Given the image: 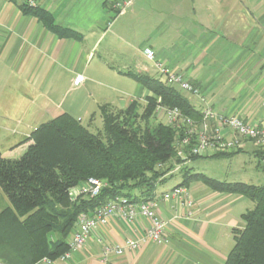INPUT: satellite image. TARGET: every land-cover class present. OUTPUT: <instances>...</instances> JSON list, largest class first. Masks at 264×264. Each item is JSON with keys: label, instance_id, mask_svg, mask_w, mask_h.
I'll use <instances>...</instances> for the list:
<instances>
[{"label": "crops", "instance_id": "obj_1", "mask_svg": "<svg viewBox=\"0 0 264 264\" xmlns=\"http://www.w3.org/2000/svg\"><path fill=\"white\" fill-rule=\"evenodd\" d=\"M37 2L71 34L62 37L17 1L0 0V147L7 154L25 150L30 143L23 142L50 116L67 113L82 123L92 107L125 109L152 96L127 75L160 80L147 50L196 85L217 113L264 126V0H136L107 32L110 0ZM79 76L83 81L76 85ZM66 91L77 93L70 109L61 97ZM184 95L195 106L197 99ZM78 110L85 113L76 115ZM241 153L263 167L262 152L251 143ZM188 190L196 203L193 217L187 218L185 209L175 217V201L160 204L158 213L168 223L165 243H145L103 263V246L140 240L150 227L146 219L134 224L114 219L71 260L53 264H224L234 230L244 227L242 215L252 210L249 199L202 182ZM1 191L0 212L11 206Z\"/></svg>", "mask_w": 264, "mask_h": 264}, {"label": "trees", "instance_id": "obj_2", "mask_svg": "<svg viewBox=\"0 0 264 264\" xmlns=\"http://www.w3.org/2000/svg\"><path fill=\"white\" fill-rule=\"evenodd\" d=\"M19 6L52 32L62 37L71 34L58 27L45 10ZM127 75L152 93L145 104L134 100L125 109L100 106L103 129L96 134L64 113L35 129L23 142L30 145L19 158L0 154V187L11 204L0 212V263L57 260L68 251L67 239L81 213L94 212L120 197L133 202L151 200L158 188L176 175H170L174 168L181 165L178 186L188 188L202 182L215 191L242 195L255 204L242 215L244 227L234 230L235 244L224 264H264V184L227 183L195 173L177 154L184 130L163 122L165 118L160 119L157 109L178 108L195 121L201 119L199 110L184 93L158 79ZM93 120L94 116L91 123ZM184 151L191 164L241 153L206 157L192 156L189 147ZM92 178L106 183L99 196L72 201L71 190Z\"/></svg>", "mask_w": 264, "mask_h": 264}, {"label": "built area", "instance_id": "obj_3", "mask_svg": "<svg viewBox=\"0 0 264 264\" xmlns=\"http://www.w3.org/2000/svg\"><path fill=\"white\" fill-rule=\"evenodd\" d=\"M20 5L28 8H37V0H16ZM136 0H110V7L113 12L105 27V32L110 31L114 23L130 10ZM146 57L153 62L160 73V81L171 88L197 99L196 108L201 114V119L195 121L184 115L180 109H167L159 107L157 115L160 118L164 115L167 125L184 130V136L178 143V157L188 161L184 148L189 147L192 156H213L218 153H236L245 149L247 143L259 152H262L261 163L264 167V126L252 124L243 120L236 114H219L209 104L202 94V91L191 81L184 77L182 73L171 70L160 62L156 61L155 53L152 50L146 51ZM83 81L81 76L77 77L75 84L79 85ZM264 108V102L262 103ZM178 165L170 173L177 174L181 170ZM106 183L98 179H89L83 184L72 189L70 198L76 201L80 197L95 198L99 196ZM175 201L172 211L175 217H179L182 209L186 210V217L191 218L195 214L196 203L187 187L175 186L163 193H154V197L148 201L133 202L128 198L120 197L109 201L99 207L94 212L81 213L78 217L72 240L69 242L68 251L57 260L44 259L46 264H53L56 261L66 262L79 253L86 245L89 237L102 227L107 226L112 220H122L129 224H134L139 219H146L150 222V227L144 238L140 240L126 239L122 244L114 246H103L101 260L107 263L112 257H121L128 250H139L145 243L163 244L167 239L168 223L164 221L158 213L162 202ZM2 264V263H0Z\"/></svg>", "mask_w": 264, "mask_h": 264}, {"label": "rangeland", "instance_id": "obj_4", "mask_svg": "<svg viewBox=\"0 0 264 264\" xmlns=\"http://www.w3.org/2000/svg\"><path fill=\"white\" fill-rule=\"evenodd\" d=\"M65 93L66 94L61 96L62 99H64V109H70L69 107L74 105L73 103H74V99L77 97V93L76 92L67 93V91ZM120 95L124 96L122 94ZM141 102L143 104L146 103L145 100ZM87 111H90V113L86 115L84 118H81L83 119L82 124L84 127H87L92 133L96 134L98 131H101L103 129V119L100 114V109L97 106V107H92ZM75 113L76 115L78 114L82 115L83 113H85V111L78 110ZM92 116H94V120L91 123ZM51 119H53L52 116H50V118H47V120H45L44 123L50 121ZM163 122H165V120H163ZM37 128L38 126L35 127L34 129ZM23 153L21 151H17L12 154H7L6 151L1 150L0 147V154L6 158H19ZM189 167L192 168L195 173H201L207 177L213 178L221 182L244 183L249 185H262L264 183V169L259 167L257 158L248 153H240L233 157H221L217 159H201L193 164H190ZM181 181H182V175L177 173L166 184L160 186L158 190L161 192L168 191L173 187L179 185ZM247 203L250 205L251 209L254 208L255 204L252 201L247 200ZM234 244L235 242L233 241L232 246H230L231 248L229 249H232Z\"/></svg>", "mask_w": 264, "mask_h": 264}]
</instances>
